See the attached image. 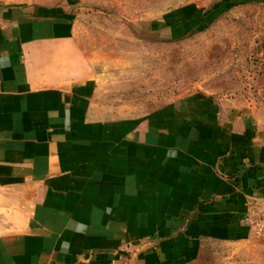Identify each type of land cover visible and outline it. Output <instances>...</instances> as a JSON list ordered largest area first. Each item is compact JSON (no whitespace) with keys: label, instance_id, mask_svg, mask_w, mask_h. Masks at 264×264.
Here are the masks:
<instances>
[{"label":"crops","instance_id":"obj_1","mask_svg":"<svg viewBox=\"0 0 264 264\" xmlns=\"http://www.w3.org/2000/svg\"><path fill=\"white\" fill-rule=\"evenodd\" d=\"M86 1L0 0V264H190L205 241L250 237L264 119L203 92L104 115ZM204 11L164 21L178 32Z\"/></svg>","mask_w":264,"mask_h":264},{"label":"rangeland","instance_id":"obj_2","mask_svg":"<svg viewBox=\"0 0 264 264\" xmlns=\"http://www.w3.org/2000/svg\"><path fill=\"white\" fill-rule=\"evenodd\" d=\"M188 3L206 14L170 31L165 17ZM79 14L104 115H143L203 92L238 98L264 119V0H87ZM190 264H264V231L205 241Z\"/></svg>","mask_w":264,"mask_h":264},{"label":"built area","instance_id":"obj_3","mask_svg":"<svg viewBox=\"0 0 264 264\" xmlns=\"http://www.w3.org/2000/svg\"><path fill=\"white\" fill-rule=\"evenodd\" d=\"M247 222L252 227L255 233L264 231V205L254 206L248 213Z\"/></svg>","mask_w":264,"mask_h":264}]
</instances>
